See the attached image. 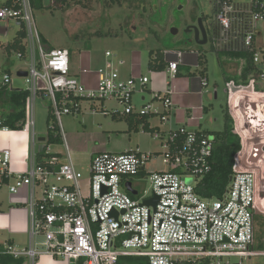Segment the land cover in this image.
<instances>
[{
	"label": "built area",
	"instance_id": "built-area-1",
	"mask_svg": "<svg viewBox=\"0 0 264 264\" xmlns=\"http://www.w3.org/2000/svg\"><path fill=\"white\" fill-rule=\"evenodd\" d=\"M260 23H264V0H217L215 25L219 32L215 46L222 52L251 54L255 67L251 80L264 81V49L258 43L261 31L257 29ZM15 25L27 34L25 61H29V67L24 80L28 102L32 104L38 98L47 101L66 148L62 117L80 114L85 101H114L124 107L123 112L106 111L111 115L156 116L162 124L170 121L174 108L172 84L154 92L152 101L160 109L153 103L136 107L135 93L147 91L151 78L125 79L110 64L97 72L96 87L88 88L72 73L70 50H47L43 45L31 0H0V30L8 33ZM106 56L112 54L107 52ZM17 57L23 59L21 54ZM181 61L168 63L165 72L170 78L177 76ZM90 73L82 70V75ZM11 83V76L5 74L2 85ZM28 127L34 129L32 118ZM28 127L23 129L27 131ZM151 136L161 142L159 160L167 170L150 175L152 194L141 199L130 195L127 184L131 183L129 178L145 170L153 154L140 150L96 154L90 163L88 193L84 194V175L74 162H60L50 154V145L37 144L34 136L25 173L11 170L10 150L0 151V184L12 179V195L30 189L31 219L27 247L7 242L0 247V260L13 257L40 264L46 257L48 264H234L232 258L264 255L253 250L254 217L260 197L258 170L236 168L222 198L204 199L196 188L211 171L214 138L184 126L166 134L154 131ZM41 153L44 156L39 161ZM131 187L134 189L132 183ZM152 197L159 198L156 208L142 205Z\"/></svg>",
	"mask_w": 264,
	"mask_h": 264
},
{
	"label": "rangeland",
	"instance_id": "rangeland-1",
	"mask_svg": "<svg viewBox=\"0 0 264 264\" xmlns=\"http://www.w3.org/2000/svg\"><path fill=\"white\" fill-rule=\"evenodd\" d=\"M249 0H233L234 3H246ZM79 2V3H78ZM215 0H74L70 2L68 10H34V22L41 38L47 41L50 48H66L71 51L72 64L75 76L80 79L79 72L83 61H88L89 69L99 71L110 67V64L120 72L128 71L132 66L141 62L142 72L149 77L148 60L150 52L176 50L177 48L189 46L187 49L194 50L196 54H203L206 63V76L209 80L208 92L214 96L217 94V100H206L205 103L210 109L207 118L218 120L214 124L215 131L224 129V110L229 106L227 101L228 85L225 84V76H233V80L238 82L242 74L243 60L233 63L223 62L225 55L219 54L215 42L211 38L207 45L198 46L197 43L183 44L181 41L185 37V31L188 27L198 24L199 19L203 18L205 26L210 33L213 32L215 24ZM172 28L179 30L177 36L171 34ZM261 31L258 36V43L264 49V23L257 25ZM18 33V26H12L8 33L0 30V81L4 74L9 70L11 72L14 86L27 89L25 80L17 75L20 68L27 69L29 61L18 59L17 55H8L5 46L12 42ZM44 45V44H43ZM110 52L112 57L108 58L106 53ZM179 53V52H176ZM167 58V57H166ZM244 82V81H242ZM257 82V81H256ZM264 82V81H263ZM257 82V89L263 90ZM246 86V83H240ZM264 84V83H263ZM235 83L234 88L238 87ZM11 86V84L9 85ZM261 88V89H260ZM147 103H153L157 107L159 104L153 102V93H146ZM215 98V97H214ZM98 105V108H91L92 105ZM100 102L85 101L80 114H74L62 117L64 131L68 134L71 127L77 126L78 121L84 120L90 125L96 122L101 123L105 130H116L115 125L121 124L114 121L110 114H107ZM35 107L36 134L38 137L48 135V103L38 98ZM107 109L118 108L123 112L124 107L116 104L114 101H107ZM142 107V106H141ZM229 108V107H228ZM29 118L31 119V108L29 109ZM123 130L125 124L122 123ZM152 137V136H151ZM149 138L143 134L133 135V148H139L146 152H162L161 142ZM241 138V137H240ZM242 140V139H241ZM121 143V142H120ZM61 145V144H60ZM256 146H259L255 144ZM53 151H60V146H52ZM161 154L154 156L147 165L148 171L164 169L160 159ZM255 154L252 157L254 170H258L260 197L258 199V209L256 216L264 215V160L259 164V159ZM259 156V155H258ZM256 160V161H255ZM84 175L83 193H88L87 169H82ZM135 177H131L132 179ZM150 176L142 180V196H151ZM191 181V180H188ZM138 182L134 180V183ZM5 185V184H3ZM6 186V185H5ZM5 188V187H4ZM2 188L0 195L6 196V190ZM21 243L28 245L29 239L24 236L19 239ZM261 248L264 251V219L255 221V239L253 250L259 252ZM50 260L46 257L40 259V264H47ZM234 264H264V255L245 258H232ZM24 264H30L25 260Z\"/></svg>",
	"mask_w": 264,
	"mask_h": 264
},
{
	"label": "crops",
	"instance_id": "crops-1",
	"mask_svg": "<svg viewBox=\"0 0 264 264\" xmlns=\"http://www.w3.org/2000/svg\"><path fill=\"white\" fill-rule=\"evenodd\" d=\"M188 47L189 46H185L177 48L176 50L167 49L162 51L164 54V59L167 63L170 61L182 60L180 62L181 64L178 69L177 76L172 79L166 74L165 70L162 72H154L148 67L151 84L147 91H138L135 93L133 98L134 105L136 107H141L147 102V98L145 96L146 93H153L154 95L155 91L162 92L168 88L170 84H172L174 87V108L171 111L170 121L167 124H162L160 119L156 116H146L148 118L147 126L150 130L146 131L143 124L137 123L140 118L137 115L133 122H130L126 116L112 115L113 120L118 121L121 124L115 125L118 127L115 128L116 130H105L104 126L99 122L90 125L88 122L80 120L78 121L77 126L71 127V130L68 134H66L64 131L67 141V148L63 143H61V145H50V154L57 156L60 159V162H66L71 159L78 170L83 173L82 169H87L89 174L91 160L96 154L99 153H125L129 150H140L144 153L153 154L154 156L160 154V152H146L147 149L145 148H143L144 150L133 148L132 142L134 140L133 135L135 134H143L150 138L151 133L154 131H161L166 134L167 132L177 129L181 126L186 127V129L189 131H197L202 133L219 132L210 130L213 129L214 124H217L218 120L215 117L213 119H209V117L207 118L210 109L207 107L205 101H213L214 99L217 100V94L214 96L211 92H208L207 89L209 87V80L206 76L207 74L206 72H199L200 55L203 56V54H196L194 50H188ZM217 52L219 54L225 55L223 62L233 63L237 62L238 60H243V64H245V60L243 58H231V56L226 55L232 52ZM83 64L84 65L83 67L81 66L79 72V77L84 81L88 88H95L98 71H92L89 69V66L86 65L89 64L88 61H83ZM83 69L90 70V75H82ZM6 71L7 72L5 74H9L11 76V72L9 70ZM21 71L27 72V69L20 68L17 72V75ZM72 73L73 75L76 74L74 72L73 64ZM121 74L125 79L145 76L142 72V65L140 61H138V63L132 66L128 71L124 73L121 72ZM241 76L238 78V82L233 80V76H225L224 80L225 84L229 87L226 102L229 103L228 107L230 115L234 122L231 125L234 128V134L240 136L242 139V151L236 156L235 169L243 168L248 170L255 168L251 162L252 157L255 154H257L256 157L259 159L258 164L264 160V91L257 89V82H261L259 84L261 85V88L264 87V82L260 79L251 80V78L245 82H242L243 80ZM22 78L24 79L25 77ZM203 81H206L207 85H203ZM235 83L238 84V87L234 88ZM240 83H246V86H243V84L241 85ZM13 90L26 89L14 86L13 81L11 86H4L2 85V81H0V122L13 110L12 106L8 102L9 95ZM42 101L44 100L42 99ZM36 102L37 99L33 101L32 104L29 102L27 103L24 127H28V123L31 121L29 118L30 108L32 121H34L33 115L35 118ZM83 104L84 102L81 104V112L83 110ZM100 105L102 108L104 107L103 111H109L106 107L107 101L100 103L99 106ZM91 108H98V105L94 104ZM157 108L160 109L161 106L158 105ZM111 111L119 112L118 108H113ZM239 122H241L240 125ZM122 123L125 124L124 130L121 127L123 126ZM35 129L36 120L34 121V129L32 130L29 129V127L27 128V131L24 129L4 131L2 128H0V151H11V170L14 173H25L28 171L29 157L32 153L33 136L36 139L37 144H47V136L38 137ZM43 138L45 140L41 141ZM255 144L259 146H256ZM52 146H60L61 150L53 151ZM160 165L164 167L162 164ZM166 170L167 168L164 167V169L148 171L146 167L138 177L129 179L134 187L133 190L137 193L136 195H133L130 192V195L135 199H141L142 197L140 196V192L141 188L143 187V183L141 181L145 180V178L149 177L153 172ZM134 180H137L138 182L134 183ZM12 183L13 180L9 179L3 183L6 186L0 184V191L4 187L6 190V196L0 195V247L8 242L13 243L21 248H25L27 245L21 243L19 239L27 236L30 242L31 219L28 208L30 189L24 188L18 195H12L9 190V185ZM256 217H262L264 219V215H257ZM259 249L260 250L257 251L264 252L261 248Z\"/></svg>",
	"mask_w": 264,
	"mask_h": 264
},
{
	"label": "trees",
	"instance_id": "trees-1",
	"mask_svg": "<svg viewBox=\"0 0 264 264\" xmlns=\"http://www.w3.org/2000/svg\"><path fill=\"white\" fill-rule=\"evenodd\" d=\"M74 0H31V6L34 10H61L66 11L70 6V2ZM79 3V2H78ZM27 34L25 30L18 31L16 38L5 46L8 55L21 54L23 59H27ZM42 42L47 50L52 49L47 44V41L42 38ZM46 43V44H45ZM71 52V51H70ZM231 58H243L245 60L242 80L245 82L252 78L255 67L253 64V57L251 54L232 52L226 54ZM204 57L200 55V73L206 72V63ZM168 63L164 59L162 51H151L149 57L148 67L151 71L162 72L166 70ZM29 91L28 90H13L11 91L8 102L12 106V112L4 117L0 122V128L6 127L11 130H21L25 125L26 109L28 103ZM48 135L47 145H60L62 140L58 135V128L56 121L51 115L50 107H48ZM130 122L136 119V115L126 116ZM139 117V116H138ZM147 117H140L138 124H143L146 131H150L147 126ZM239 119V118H238ZM224 129L219 132L202 133L214 138V148L212 157L210 158L211 171L205 175L198 183L196 192L204 199H220L228 191L231 180L236 173V156L242 151V140L240 136L234 134L233 119L230 115L229 108L226 106L224 110ZM241 122H239L240 125ZM55 126V128H53ZM44 153L39 154L38 160L40 161ZM243 156V155H242ZM241 156V157H242ZM7 181V180H6ZM5 181V182H6ZM133 197V196H132ZM262 217H254L255 221H262ZM3 264H24V259H14L13 257H4L0 260ZM134 261V260H129ZM134 263V262H133Z\"/></svg>",
	"mask_w": 264,
	"mask_h": 264
},
{
	"label": "water",
	"instance_id": "water-1",
	"mask_svg": "<svg viewBox=\"0 0 264 264\" xmlns=\"http://www.w3.org/2000/svg\"><path fill=\"white\" fill-rule=\"evenodd\" d=\"M191 30H194L195 33H196L197 35H199V33H201V35H202V39H201L200 41H199V40L196 41L197 45H199V46H205V45L208 44L207 31H206V29H205V26H204V23H203V19H202V18L199 19V21H198V25H197V26H195V27H188V29L186 30V33H188V32L191 31ZM178 33H179V30H178V29H176V28H172V30H171V34H172L173 36H177ZM27 75H28V73H27L26 71H21V72L18 73V76H19V77H26ZM44 140H45L44 138L41 139V141H44ZM191 182H192V181H188V183H191ZM127 190H128L129 192H131L133 195H136V194H137V193L132 189L131 184H128V185H127ZM158 202H159V198H158V197H152V198H149V199L145 200V201L142 203V205H143V206H147V207H153V208H156ZM112 215H115V212H114Z\"/></svg>",
	"mask_w": 264,
	"mask_h": 264
},
{
	"label": "flooded vegetation",
	"instance_id": "flooded-vegetation-1",
	"mask_svg": "<svg viewBox=\"0 0 264 264\" xmlns=\"http://www.w3.org/2000/svg\"><path fill=\"white\" fill-rule=\"evenodd\" d=\"M216 6H217V0H215V5H214V8H215V10H216ZM203 19V18H202ZM203 23H204V26H205V21H204V19H203ZM198 25V24H197ZM197 25H194V26H191V27H195V26H197ZM213 26V32L212 33H210V31L208 30V28H206V26H205V29H206V31H207V37H208V42H209V40L211 39V38H213L212 39V41H214V39L216 38V35L218 34V28H217V26L214 24V25H212ZM202 39V35H201V33H199V35H197L196 33H195V31L194 30H191V31H189L188 33H186V31H185V37H184V39L181 41L183 44H185V45H187V44H192V43H195L197 40H201Z\"/></svg>",
	"mask_w": 264,
	"mask_h": 264
},
{
	"label": "bare ground",
	"instance_id": "bare-ground-1",
	"mask_svg": "<svg viewBox=\"0 0 264 264\" xmlns=\"http://www.w3.org/2000/svg\"><path fill=\"white\" fill-rule=\"evenodd\" d=\"M48 264V263H47Z\"/></svg>",
	"mask_w": 264,
	"mask_h": 264
}]
</instances>
